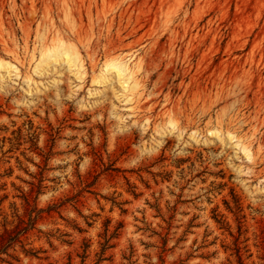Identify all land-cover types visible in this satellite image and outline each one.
I'll return each instance as SVG.
<instances>
[{
    "label": "rangeland",
    "instance_id": "obj_1",
    "mask_svg": "<svg viewBox=\"0 0 264 264\" xmlns=\"http://www.w3.org/2000/svg\"><path fill=\"white\" fill-rule=\"evenodd\" d=\"M0 60V264H264V0H0Z\"/></svg>",
    "mask_w": 264,
    "mask_h": 264
},
{
    "label": "bare ground",
    "instance_id": "obj_2",
    "mask_svg": "<svg viewBox=\"0 0 264 264\" xmlns=\"http://www.w3.org/2000/svg\"><path fill=\"white\" fill-rule=\"evenodd\" d=\"M53 55L58 57L62 56V58H66L68 60L73 59L75 60L74 62L77 61L81 67H83L84 65L78 48L74 45L67 44L62 37H59L55 42H53L49 46H46V48L42 50L40 63H42L43 61L50 60L53 57ZM139 62L140 59L138 57L137 52L131 51L128 53L126 52L123 54H118L113 57L107 58L103 63V67L104 70L106 71L114 69L118 73L125 72L131 74L132 76L134 72L133 68H140ZM4 64H5L4 60H0V67L9 65V64L4 65ZM170 123L172 124V126H174L173 124L175 122L171 120Z\"/></svg>",
    "mask_w": 264,
    "mask_h": 264
},
{
    "label": "trees",
    "instance_id": "obj_3",
    "mask_svg": "<svg viewBox=\"0 0 264 264\" xmlns=\"http://www.w3.org/2000/svg\"><path fill=\"white\" fill-rule=\"evenodd\" d=\"M20 234V232H18L16 235H14V236H11L9 239H8V242H9V244H7L8 246L10 245V243L12 242V241H14V239L16 238V237H18V235ZM6 246V245H5ZM0 250H2V249H0Z\"/></svg>",
    "mask_w": 264,
    "mask_h": 264
}]
</instances>
